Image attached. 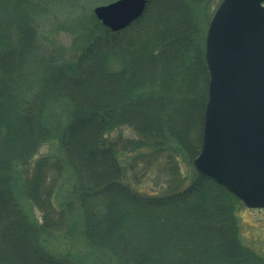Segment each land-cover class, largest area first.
I'll list each match as a JSON object with an SVG mask.
<instances>
[{"label":"trees","instance_id":"trees-1","mask_svg":"<svg viewBox=\"0 0 264 264\" xmlns=\"http://www.w3.org/2000/svg\"><path fill=\"white\" fill-rule=\"evenodd\" d=\"M201 1L148 0L116 33L94 22L63 60L39 41L43 3L0 0V264H76L41 241L75 212L86 242L120 264H264L239 241L240 202L183 173L200 152L207 101ZM61 103L62 126L51 109ZM123 128L134 137L113 136ZM48 141L56 152L40 156ZM153 174L157 190L138 191Z\"/></svg>","mask_w":264,"mask_h":264},{"label":"water","instance_id":"water-1","mask_svg":"<svg viewBox=\"0 0 264 264\" xmlns=\"http://www.w3.org/2000/svg\"><path fill=\"white\" fill-rule=\"evenodd\" d=\"M264 0H223L205 40L209 72L195 171L248 209H264ZM147 0L94 9L111 32L138 20Z\"/></svg>","mask_w":264,"mask_h":264},{"label":"rangeland","instance_id":"rangeland-1","mask_svg":"<svg viewBox=\"0 0 264 264\" xmlns=\"http://www.w3.org/2000/svg\"><path fill=\"white\" fill-rule=\"evenodd\" d=\"M44 4L45 10L41 12V18L38 24V38L42 46L51 53H60L63 60L71 56L78 55L86 46L85 34H87L90 24L101 23L94 16V9L106 6L116 0H39ZM221 0H202L197 8V19H199V28L201 37L207 29V25L215 12ZM148 2V0H147ZM145 7V11H146ZM139 20V19H138ZM132 22L129 26L137 22ZM40 25V26H39ZM128 26V27H129ZM127 27V28H128ZM96 32V31H93ZM93 36L89 37L91 40ZM55 121L61 122V126L66 122L65 115L70 109L66 103L57 104L51 107ZM50 109V110H51ZM58 126L53 125V128ZM113 136H122L123 138H133L134 135L128 129L118 130ZM53 142H46L39 151V155H50L55 153ZM38 156V157H40ZM193 165L190 169V177L194 170ZM189 169V168H188ZM155 175L147 176L139 187L138 191L150 193L157 190L153 181ZM162 179L159 180L161 182ZM70 186H66L59 191V201L70 198L66 196ZM25 211L31 215V222L38 225L41 222L40 213L33 208L26 206L22 202ZM238 226V238L243 247L251 250L260 257L264 256V211H251L245 209L242 205H237L234 211ZM83 223L79 212H75L68 220L65 228L53 230L50 233L41 234L42 245L46 253L56 260L65 261L69 259L76 264H120L118 260L110 253L103 250H97L91 247L82 235Z\"/></svg>","mask_w":264,"mask_h":264},{"label":"bare ground","instance_id":"bare-ground-1","mask_svg":"<svg viewBox=\"0 0 264 264\" xmlns=\"http://www.w3.org/2000/svg\"><path fill=\"white\" fill-rule=\"evenodd\" d=\"M147 3H148V2H147ZM146 7H147V4H146ZM144 12H145V10H144ZM144 12H143L142 15L140 16V18L143 16ZM204 59H205V64H206V58L204 57ZM206 68H207V64H206ZM202 135H203V132H202Z\"/></svg>","mask_w":264,"mask_h":264}]
</instances>
